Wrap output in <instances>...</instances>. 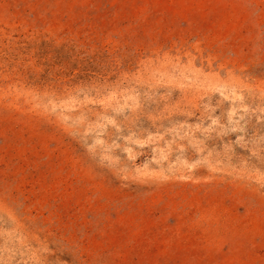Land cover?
Segmentation results:
<instances>
[{"label":"rangeland","instance_id":"obj_1","mask_svg":"<svg viewBox=\"0 0 264 264\" xmlns=\"http://www.w3.org/2000/svg\"><path fill=\"white\" fill-rule=\"evenodd\" d=\"M0 264H264V0H0Z\"/></svg>","mask_w":264,"mask_h":264}]
</instances>
